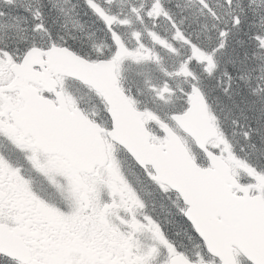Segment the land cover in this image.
<instances>
[{"label":"snow or ice","instance_id":"obj_1","mask_svg":"<svg viewBox=\"0 0 264 264\" xmlns=\"http://www.w3.org/2000/svg\"><path fill=\"white\" fill-rule=\"evenodd\" d=\"M0 264H264V0H0Z\"/></svg>","mask_w":264,"mask_h":264}]
</instances>
